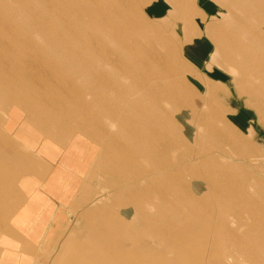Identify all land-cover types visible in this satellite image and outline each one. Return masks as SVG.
<instances>
[{"label": "rangeland", "instance_id": "obj_1", "mask_svg": "<svg viewBox=\"0 0 264 264\" xmlns=\"http://www.w3.org/2000/svg\"><path fill=\"white\" fill-rule=\"evenodd\" d=\"M152 1L0 0V242L32 264H264L263 220L205 216L195 178L203 160L230 168L264 208V100L224 56L264 46L263 2L205 26V69L225 72L222 85L181 54L198 34L178 39L144 15ZM235 111L251 127L239 131Z\"/></svg>", "mask_w": 264, "mask_h": 264}, {"label": "crops", "instance_id": "obj_2", "mask_svg": "<svg viewBox=\"0 0 264 264\" xmlns=\"http://www.w3.org/2000/svg\"><path fill=\"white\" fill-rule=\"evenodd\" d=\"M171 4L168 0H153L148 5L144 6V15L154 21L164 20L170 24L172 33L176 34L178 39H183L184 28L187 27V32L195 33L198 35L192 36L190 42L183 44L181 54L183 57L193 66L195 71L203 76L210 82L224 84L225 72L212 68L211 71L206 70L205 67L209 61V56L213 50L212 41L205 37V26L211 19L219 20L221 15H225L230 9L236 8L240 0H184L182 3L179 0H171ZM258 1V0H257ZM264 5V0H261ZM192 80L196 85L197 90L200 93H204L201 85L194 78ZM238 111H235L229 116L232 124L239 130H246L251 127L249 124L252 121V117L244 116L243 119L240 115H237ZM240 122V123H237ZM255 131V130H254ZM191 191L197 194L203 190V186L199 182L191 183ZM53 203V202H52ZM60 205H63L60 201H54L53 209H58ZM65 206V205H64ZM50 220L48 221V225ZM52 224V223H51ZM31 237V233L27 234ZM5 237L7 243L2 244L0 253V262L2 264H32V258L30 254L20 251V246L14 240ZM4 241V242H5ZM15 253V254H14ZM12 258V259H11Z\"/></svg>", "mask_w": 264, "mask_h": 264}, {"label": "bare ground", "instance_id": "obj_3", "mask_svg": "<svg viewBox=\"0 0 264 264\" xmlns=\"http://www.w3.org/2000/svg\"><path fill=\"white\" fill-rule=\"evenodd\" d=\"M213 39V38H212ZM252 47L250 49H244L241 47V44L236 45L230 44L227 48V52L224 53V56H228V60L230 59V73L235 75H242L244 76L248 81H250V85L253 88H250V90L255 91V95L257 97L264 100V46L260 41H256L254 44L251 45ZM234 60H237L238 63H234ZM240 77V76H239ZM238 77V78H239ZM201 82V81H200ZM254 95V96H255ZM256 97V96H255ZM252 98V97H251ZM264 106V105H263ZM262 106V107H263ZM160 123V122H159ZM161 125V123L159 124ZM161 130V129H160ZM167 134V133H166ZM139 135V134H138ZM143 136V135H142ZM146 136V135H145ZM156 137H159L156 136ZM162 137V136H161ZM136 139V138H135ZM143 138L142 140H144ZM163 139V138H162ZM148 140V139H147ZM155 140V139H154ZM244 140V139H243ZM136 141V140H135ZM138 141V140H137ZM146 141V140H145ZM153 141V140H152ZM151 142V141H150ZM138 143V142H137ZM139 144V143H138ZM148 144V143H147ZM239 146V145H238ZM141 147V146H140ZM160 148V147H158ZM187 153V152H186ZM185 154V153H184ZM188 154V153H187ZM202 154V153H201ZM189 155V154H188ZM179 156V155H177ZM149 157V156H148ZM152 157V156H151ZM172 157V156H171ZM184 157V155H183ZM138 159V158H137ZM140 159V157H139ZM144 159V158H143ZM149 159V158H148ZM157 159V158H156ZM160 160V159H159ZM155 161V160H154ZM204 161V160H203ZM201 162L203 165H199L198 168V174H196L195 178L201 180L202 184H204L205 188L208 190L207 193H205L206 202L205 205H202V211L205 216H211L216 210H219V208L222 209V217L227 218L226 216L231 215L235 221L239 225V221L246 215L249 219L254 216L259 218V220H263L264 224V208L259 207V209H256V207L253 206L254 200L252 197L246 196L242 193H238L237 187L242 186V182L238 176L235 174H232V171L230 168H226L225 170L222 167H216L217 171L215 170V163L213 160L214 165L207 166L206 163ZM208 161V160H206ZM175 162V161H174ZM183 162V160H182ZM173 163V162H172ZM178 164V163H177ZM182 164V163H181ZM180 164V165H181ZM153 165V164H152ZM183 165V164H182ZM161 166V165H160ZM186 165H184L185 167ZM156 167V166H155ZM154 167V168H155ZM182 167V166H181ZM183 167V168H184ZM179 168V166H178ZM160 169V168H159ZM165 169V168H164ZM177 169V168H176ZM151 170V169H150ZM163 170V169H161ZM180 170V169H179ZM196 170V171H197ZM207 170V171H206ZM166 171V170H165ZM188 171V170H187ZM190 171V170H189ZM194 171V172H196ZM153 172V170L151 171ZM168 172V171H167ZM148 173V172H147ZM186 173V172H185ZM191 173V172H189ZM187 174L190 175V174ZM153 174V173H151ZM150 174V175H151ZM159 174V172L157 173ZM195 174V173H194ZM155 175V174H154ZM158 175H155L157 177ZM161 176V175H160ZM181 176V175H180ZM186 176V174H185ZM179 177V176H178ZM172 178V177H171ZM191 178V177H190ZM221 178H224L222 181ZM159 179V178H158ZM165 179V178H164ZM180 179V178H179ZM178 179V180H179ZM162 180V179H161ZM160 180V181H161ZM171 180V179H170ZM164 181V180H163ZM180 181V180H179ZM186 182V181H185ZM170 183V182H169ZM160 184V183H159ZM184 185V184H183ZM164 185H162L163 187ZM174 186V185H173ZM203 186V187H204ZM170 188V186H167ZM166 187V189H167ZM183 188V187H182ZM189 188V187H188ZM165 189V188H164ZM181 189V186H180ZM160 189H158L159 191ZM169 190V189H168ZM176 187H174L173 191H175V194L178 196L180 191H176ZM161 191V190H160ZM172 191V192H173ZM188 191V190H187ZM191 191V190H190ZM190 191L187 192L188 195V202L191 206L197 205L198 199L195 198L196 196H193V194H190ZM163 192V191H162ZM171 192V191H170ZM164 193V192H163ZM204 193V192H203ZM161 194V193H160ZM156 195V194H155ZM158 195V194H157ZM172 195V194H171ZM173 196V195H172ZM203 196V195H202ZM203 200V199H202ZM180 201V200H179ZM203 203V202H201ZM204 204V203H203ZM179 205V204H177ZM174 207V206H173ZM181 205L179 206V208ZM178 209V207L176 206ZM175 208V209H176ZM184 208V207H183ZM192 207H190L191 210ZM186 209V208H185ZM188 210V212L190 211ZM196 211V210H195ZM194 211V212H195ZM200 211V210H199ZM201 211V212H202ZM220 211V210H219ZM176 212V211H175ZM190 213V212H189ZM197 213V212H196ZM179 215V213H177ZM188 216V215H186ZM195 216V214H194ZM212 217V216H211ZM209 217V218H211ZM213 219V218H212ZM211 220V219H210ZM192 221V220H191ZM227 221V220H226ZM225 220H222V224L226 223ZM176 222V221H175ZM196 222V221H195ZM255 221L252 220V223L248 226L247 231L249 233H252L257 228H260V224L254 223ZM198 223V222H197ZM214 223V222H213ZM199 224V223H198ZM212 225V224H211ZM247 225V223H246ZM225 229V227H223ZM201 229V228H200ZM212 229H214L212 227ZM196 230V229H195ZM242 230V229H240ZM201 231V230H200ZM205 231V230H203ZM211 231V230H210ZM220 231V230H219ZM243 232V231H242ZM212 233V232H211ZM246 233V232H245ZM248 233V234H249ZM246 235V234H245ZM215 241V240H213ZM217 241V240H216ZM219 242V241H218ZM216 243V242H215ZM207 252V251H206ZM226 254V253H225ZM238 254V253H237ZM224 255V254H223ZM232 255V254H231ZM225 257V256H224ZM227 257V256H226ZM226 260V258H224ZM263 260V259H262ZM226 262V261H225ZM224 262V263H225ZM221 263V262H219ZM261 263V262H260ZM259 263V264H260ZM218 264V262H217ZM222 264V263H221Z\"/></svg>", "mask_w": 264, "mask_h": 264}]
</instances>
